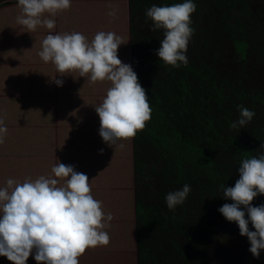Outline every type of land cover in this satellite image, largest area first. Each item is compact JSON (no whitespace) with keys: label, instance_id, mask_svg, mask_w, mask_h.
<instances>
[{"label":"trees","instance_id":"obj_1","mask_svg":"<svg viewBox=\"0 0 264 264\" xmlns=\"http://www.w3.org/2000/svg\"><path fill=\"white\" fill-rule=\"evenodd\" d=\"M183 2H129V65L152 109L132 137L137 264H264V249L255 258L238 224L218 211L233 203L223 186H235L241 161L264 152V0H193L188 64L173 67L157 54L163 30L136 12ZM239 105L255 116L233 129ZM185 184V202L168 209L166 195Z\"/></svg>","mask_w":264,"mask_h":264},{"label":"clouds","instance_id":"obj_2","mask_svg":"<svg viewBox=\"0 0 264 264\" xmlns=\"http://www.w3.org/2000/svg\"><path fill=\"white\" fill-rule=\"evenodd\" d=\"M18 5L22 15L17 17V23L31 32L38 25L53 29L55 21L41 19L42 15L68 9L71 0H18ZM195 11L193 0L146 9V18L153 21V29L163 30L157 54L165 64L173 67H179L178 62L188 64L187 45L194 33L191 14ZM108 15L115 17L116 10ZM122 42L121 37L110 31L97 32L91 42L79 32L49 33L38 53L44 62L54 63L57 73L78 70L80 76L92 83L105 80L111 83L102 102L95 106L100 119L99 134L110 145L143 130L152 111L137 74L131 65L118 58ZM55 83L62 85L63 81ZM237 107L240 118L230 125L233 129L244 128L255 116L249 108ZM7 131L0 119V143ZM260 148L264 149V143ZM51 172L64 183L41 175L35 180L26 178L22 183L8 179L7 186L0 188V256H6L13 264H26L33 249L38 264H79L78 258L86 249L110 243V236L103 229L113 215L105 214L102 201L91 195L88 176L60 162ZM190 190V185L185 184L182 189L168 193L165 197L168 209L182 205ZM258 194L264 195V152L241 161L235 186H223L224 197L233 203H225L218 209L228 221L238 224L240 235L248 237L249 251L255 258L264 249V204L251 203ZM241 205L247 209L248 219ZM249 221L255 231L249 230Z\"/></svg>","mask_w":264,"mask_h":264},{"label":"rangeland","instance_id":"obj_3","mask_svg":"<svg viewBox=\"0 0 264 264\" xmlns=\"http://www.w3.org/2000/svg\"><path fill=\"white\" fill-rule=\"evenodd\" d=\"M129 2L71 0L68 9L58 12L68 17L77 14L69 34L79 32L90 37L99 31L116 33L123 41L118 47V58L129 64ZM113 9L116 16L110 17L108 13ZM146 9L137 10L138 22L142 17L148 19ZM20 15L18 0H0V81L11 76V71L17 77L16 86L0 91V119L8 130L0 143V188L7 186L8 179L22 183L26 178L35 180L41 175L56 178L51 169L58 162L74 166L75 171L88 176L91 195L102 201L104 213L113 215L103 229L109 234L110 243L86 249L78 258L79 264H137L132 138L117 140L112 145L104 142L95 111L111 83H92L73 70L63 73L65 78L62 77L58 88L64 90L57 94L53 85L54 77H60L56 66L41 59L38 53L42 49L37 46H42L41 32H47L45 36L56 32L58 19L45 12L41 19H53L55 27L49 30L38 25L29 32L17 23ZM77 22L83 26L77 27ZM54 102L58 103L57 110L53 108ZM34 256L35 249L26 264H38ZM0 264L13 262L0 256Z\"/></svg>","mask_w":264,"mask_h":264},{"label":"crops","instance_id":"obj_4","mask_svg":"<svg viewBox=\"0 0 264 264\" xmlns=\"http://www.w3.org/2000/svg\"><path fill=\"white\" fill-rule=\"evenodd\" d=\"M79 16V15H78ZM55 18H57L58 19V22H57V29H56V32H51V34H63V33H68L67 31H69V27L71 26V29H73L75 26H74V24L71 22V21H74V19L75 18H77V14L76 15H74V17H73V15H71L70 17H68L67 15H64V14H60V12H58V14H56L55 16H54ZM72 18V19H71ZM78 19V18H77ZM77 27H78V22H77V24H75ZM83 26V24L81 23L80 25H79V27H82ZM61 30H62V32H61ZM47 32H41V34H40V39L41 40H43L44 39V37H45V34H46ZM86 38L88 39V41L89 42H91V40L94 38V35H91L90 37H88V36H86ZM13 40H16L15 38H12ZM22 39V37H20V40ZM19 40V41H20ZM22 41V40H21ZM38 48H40V49H42V46H37ZM21 48H19L18 50H20ZM23 52H24V50L23 49H21ZM26 51V50H25ZM25 55H27L28 53L26 52V53H24ZM28 56V55H27ZM59 74V78H58V76H56V77H54L55 78V80H62V77L63 78H65V75H62V74H60V73H58ZM8 75V74H7ZM9 75H11V76H9V77H6V78H2L1 79V81H0V84H1V88H0V91H3V90H5V89H7V88H9V87H11V86H16V83H14V81H15V78H17V77H15L14 76V74H12V71L11 72H9ZM12 76H14L13 78H12ZM54 88H55V91H56V93L57 94H59V93H61V92H63V90L62 91H59V88H58V86L59 85H57L56 83H55V81H54ZM59 91V92H58ZM54 110L56 109L57 110V107H58V103H56V102H54ZM51 106V105H50ZM50 106H49V108H50ZM109 148L110 147H107L106 148V154H108V151H109Z\"/></svg>","mask_w":264,"mask_h":264}]
</instances>
